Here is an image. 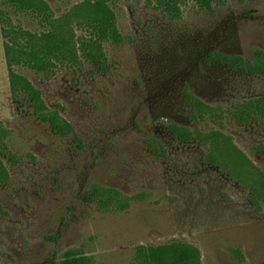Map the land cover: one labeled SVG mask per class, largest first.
Instances as JSON below:
<instances>
[{
    "label": "rangeland",
    "instance_id": "1",
    "mask_svg": "<svg viewBox=\"0 0 264 264\" xmlns=\"http://www.w3.org/2000/svg\"><path fill=\"white\" fill-rule=\"evenodd\" d=\"M12 1L0 0L9 172L0 178V264H60L69 252L90 264H141V247L174 241L199 248L201 264H264V74L218 58L254 62L264 51V0H220L212 11L183 0L177 17L155 0H108L123 40L103 43V70L82 57L55 60L50 73L13 67L73 126L64 136L13 94L6 30L24 44L21 32L40 35L65 17L76 38L89 37L86 12L72 13L85 0H44L43 12ZM187 91L211 110L199 113ZM96 187L120 191L127 207H100Z\"/></svg>",
    "mask_w": 264,
    "mask_h": 264
},
{
    "label": "trees",
    "instance_id": "2",
    "mask_svg": "<svg viewBox=\"0 0 264 264\" xmlns=\"http://www.w3.org/2000/svg\"><path fill=\"white\" fill-rule=\"evenodd\" d=\"M158 8L173 17L179 16L180 4L183 0H155ZM202 9L214 10V3L220 0H194ZM17 10H31L43 12L49 10V6L44 0H13ZM108 0H85L74 7L72 13L79 11L86 12L83 23L92 28V35L76 38L75 31L68 28L67 23L62 22L63 18L53 22L54 29L40 35L32 34L29 31L21 32V37L25 38L26 43L13 38V32L6 30V36L14 44H6V54L10 68V85L14 95L23 96L30 103L31 110L39 115V118L49 123L59 135H67L73 131V126L65 120L59 110H51L46 104L41 90L25 76L17 73L13 67L20 63H25L37 72L50 73L54 66V61L77 62L81 57L91 61L101 70L105 67L106 55L103 43L111 40L120 43L123 38L117 27L116 13L110 7ZM59 23V24H58ZM61 23V24H60ZM224 63L231 65L241 71L250 74H264V51L256 53L255 61L244 59L240 56L218 55ZM185 99L199 112L205 113L211 107L191 94L185 93ZM260 102L251 104L245 103L238 109V117H244L246 110L250 107L260 108ZM167 130L178 139H190L192 133L189 129L168 124ZM0 178L4 181L9 179V172L0 158ZM264 186V185H263ZM256 188V192H260ZM261 189V188H260ZM263 192V191H262ZM94 200L100 207H108L113 203L120 202L122 208L127 204L122 202V193L118 190L104 187H96L92 191ZM139 260L141 264H201V252L199 248L182 241L172 243L141 247ZM60 264H90L88 257H76L72 252L67 253L66 258Z\"/></svg>",
    "mask_w": 264,
    "mask_h": 264
}]
</instances>
